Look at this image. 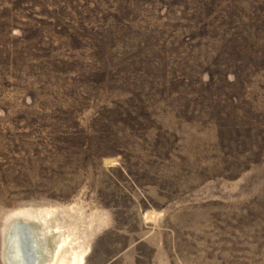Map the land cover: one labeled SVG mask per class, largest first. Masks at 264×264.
<instances>
[{
    "label": "rangeland",
    "instance_id": "obj_1",
    "mask_svg": "<svg viewBox=\"0 0 264 264\" xmlns=\"http://www.w3.org/2000/svg\"><path fill=\"white\" fill-rule=\"evenodd\" d=\"M16 223L26 264H264V0H0V264Z\"/></svg>",
    "mask_w": 264,
    "mask_h": 264
},
{
    "label": "bare ground",
    "instance_id": "obj_2",
    "mask_svg": "<svg viewBox=\"0 0 264 264\" xmlns=\"http://www.w3.org/2000/svg\"><path fill=\"white\" fill-rule=\"evenodd\" d=\"M19 223H16L14 226V228H12L11 231H9L8 233V237H7V251H6V257H7V260L10 264H15L17 262V264H26L25 263V259H24V256L22 255V250L20 249V239L19 237L17 238L18 236V233L20 234L21 233V236L24 238V244H22L23 247H25V240H26V232H22L24 231V229L27 230V227L23 228V227H20L18 226ZM27 225V224H26ZM24 226V224H23ZM30 230V228H28ZM35 238V237H34ZM33 239V238H32ZM28 240V239H27ZM38 242L36 240L33 239V243L32 244H37ZM26 257H28V259L31 260V264H33V261H32V257L30 252L31 249L28 248L26 249ZM23 258V259H22Z\"/></svg>",
    "mask_w": 264,
    "mask_h": 264
}]
</instances>
